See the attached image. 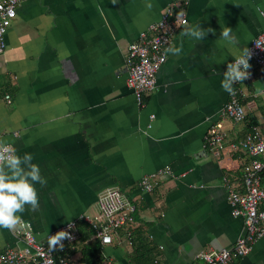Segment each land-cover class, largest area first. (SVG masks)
<instances>
[{
  "label": "crops",
  "instance_id": "0c3cea01",
  "mask_svg": "<svg viewBox=\"0 0 264 264\" xmlns=\"http://www.w3.org/2000/svg\"><path fill=\"white\" fill-rule=\"evenodd\" d=\"M172 1L19 0L7 30L0 139L21 158L30 153L46 180L35 184L38 208L26 207L20 221L41 240L80 215H96L107 189L133 203L130 225L87 260L84 247L94 238L83 241L90 228L78 222L68 264H204L198 254L230 248L243 232L222 179L237 188L248 161L230 150V140L252 126L264 129V76L235 85L246 113L238 124L220 116L229 98L221 81L227 64L264 31V0H186L187 24L171 45L182 51L168 53L155 89L138 104L125 84L127 49ZM198 27L211 32L203 40L182 35ZM225 27L230 40L221 38ZM215 121L226 139L214 157L203 142ZM164 167L173 176H162L151 193L140 191L138 181ZM23 246L0 228V251ZM230 264H264V237Z\"/></svg>",
  "mask_w": 264,
  "mask_h": 264
},
{
  "label": "built area",
  "instance_id": "2783aa9c",
  "mask_svg": "<svg viewBox=\"0 0 264 264\" xmlns=\"http://www.w3.org/2000/svg\"><path fill=\"white\" fill-rule=\"evenodd\" d=\"M18 5L19 0H0V56L5 50V36L16 16ZM186 6V0H174L169 3L160 18L140 32L137 40L128 46L124 61L125 84L138 104L155 89L156 73L167 59L168 53L165 49L171 47L175 32L187 24ZM246 51L251 57L248 61L249 78L254 75L264 76V31L251 41ZM240 83L234 84V91L229 93V98L220 112L221 118L233 124L243 122L246 116L241 103L242 91L235 87ZM4 99L6 103L11 102L9 95H5ZM225 139L226 132L222 122H212L204 136L203 147L215 157L223 148ZM229 148L232 152L240 151L248 157L247 163L241 169L240 184L237 188L229 184L226 176L222 179L231 215L241 219L243 232L230 248L198 254L197 259L204 264H230L247 255L264 237V129L252 126L242 138L231 139ZM164 175L173 176L169 167L142 177L137 186L140 191L151 193ZM97 206L96 215L92 217L80 215L48 232L41 240L35 237L26 223L19 221L12 232L24 246L0 251V264H68L66 255L80 237L78 230L80 221L92 230L94 239H98L102 245H109L114 234L130 225L133 203L120 189L111 188L98 197ZM61 230L69 231L72 239H65L62 242V249L52 251L48 247V237ZM126 235L129 237L130 232L127 231ZM102 264L115 263L107 259Z\"/></svg>",
  "mask_w": 264,
  "mask_h": 264
},
{
  "label": "clouds",
  "instance_id": "9594fccd",
  "mask_svg": "<svg viewBox=\"0 0 264 264\" xmlns=\"http://www.w3.org/2000/svg\"><path fill=\"white\" fill-rule=\"evenodd\" d=\"M211 29L186 28L182 35L203 40ZM232 29L225 27L221 38L230 40ZM181 48L169 47L166 53L179 54ZM250 53L245 51L234 63L227 64L223 73L221 87L228 93H233V85L249 78ZM33 156L26 153L22 158L17 155V149L11 143L0 139V228L12 231L20 221L18 213H23L26 207L35 210L39 206L38 192L35 184L44 185L46 180L41 175L38 165L32 163ZM71 240L69 231L61 230L48 237V247L54 251L63 248V241Z\"/></svg>",
  "mask_w": 264,
  "mask_h": 264
},
{
  "label": "trees",
  "instance_id": "16d2710c",
  "mask_svg": "<svg viewBox=\"0 0 264 264\" xmlns=\"http://www.w3.org/2000/svg\"><path fill=\"white\" fill-rule=\"evenodd\" d=\"M250 128V127H249ZM91 236H93V232L90 229V234H83L82 235V240H90ZM130 238H132L131 233L129 235ZM129 238V239H130ZM100 245V241L98 239H92V241H90L85 247L83 253H84V257L86 258L85 260H87V255H97V249ZM91 262V260L89 259V263Z\"/></svg>",
  "mask_w": 264,
  "mask_h": 264
}]
</instances>
